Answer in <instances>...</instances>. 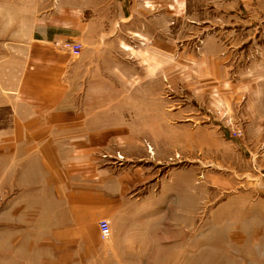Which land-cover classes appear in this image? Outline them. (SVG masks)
Listing matches in <instances>:
<instances>
[{"label":"rangeland","instance_id":"1","mask_svg":"<svg viewBox=\"0 0 264 264\" xmlns=\"http://www.w3.org/2000/svg\"><path fill=\"white\" fill-rule=\"evenodd\" d=\"M62 8L139 32L123 43L139 47L144 103L90 114L113 136L99 168L134 181L128 213L111 240L74 226L66 243L45 194L17 229L0 213V264H264V0H0V24ZM31 118L0 109L1 135Z\"/></svg>","mask_w":264,"mask_h":264},{"label":"crops","instance_id":"2","mask_svg":"<svg viewBox=\"0 0 264 264\" xmlns=\"http://www.w3.org/2000/svg\"><path fill=\"white\" fill-rule=\"evenodd\" d=\"M126 8L128 17L127 1ZM99 16L88 18L85 11L62 8L48 16L0 24V38H18L16 50L10 44L13 52H0V109L32 117L5 132L8 135L0 133V213L13 215L17 229L19 212L35 202L43 204L48 194L50 210H61L63 231L58 235L63 233L66 243L72 241L74 226L81 238L89 226L90 238L98 243V222L106 219L114 228L125 218L128 191L134 185L125 182V176L117 177V167L99 168L96 153L107 148L113 136L102 129L104 119L90 114L108 106L144 103L139 62L135 67L139 47L123 43L127 37L138 38L139 32L131 20L107 30ZM68 40L81 44L79 57L61 47ZM81 113L87 114L85 120H78ZM41 116H47L46 121L36 122ZM53 194L60 196L53 199Z\"/></svg>","mask_w":264,"mask_h":264},{"label":"built area","instance_id":"3","mask_svg":"<svg viewBox=\"0 0 264 264\" xmlns=\"http://www.w3.org/2000/svg\"><path fill=\"white\" fill-rule=\"evenodd\" d=\"M63 49H65L67 52H71L73 56H79L82 52V48L80 44H76L73 42L64 43L61 45ZM99 223V233L100 238L104 241L111 240L112 236V229H111V223H109L108 220L103 219L98 222Z\"/></svg>","mask_w":264,"mask_h":264}]
</instances>
